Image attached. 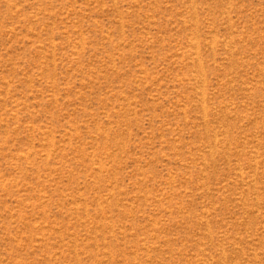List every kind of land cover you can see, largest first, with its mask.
<instances>
[{"label":"rangeland","instance_id":"obj_1","mask_svg":"<svg viewBox=\"0 0 264 264\" xmlns=\"http://www.w3.org/2000/svg\"><path fill=\"white\" fill-rule=\"evenodd\" d=\"M0 264H264V0H0Z\"/></svg>","mask_w":264,"mask_h":264}]
</instances>
